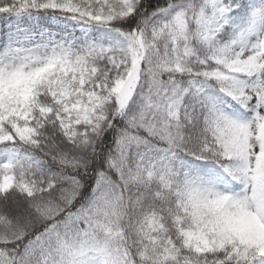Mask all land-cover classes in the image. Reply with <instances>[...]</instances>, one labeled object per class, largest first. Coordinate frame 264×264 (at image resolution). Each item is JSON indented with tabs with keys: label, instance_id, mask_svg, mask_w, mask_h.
<instances>
[{
	"label": "snow or ice",
	"instance_id": "snow-or-ice-1",
	"mask_svg": "<svg viewBox=\"0 0 264 264\" xmlns=\"http://www.w3.org/2000/svg\"><path fill=\"white\" fill-rule=\"evenodd\" d=\"M0 264H264V0H0Z\"/></svg>",
	"mask_w": 264,
	"mask_h": 264
}]
</instances>
